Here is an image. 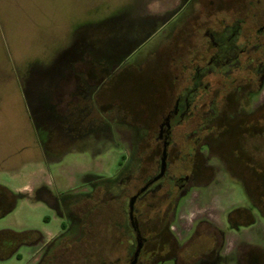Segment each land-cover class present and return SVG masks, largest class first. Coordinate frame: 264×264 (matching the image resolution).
<instances>
[{"label": "flooded vegetation", "instance_id": "obj_1", "mask_svg": "<svg viewBox=\"0 0 264 264\" xmlns=\"http://www.w3.org/2000/svg\"><path fill=\"white\" fill-rule=\"evenodd\" d=\"M152 2L135 0L117 11L115 49L104 47L114 17L89 23L101 34H87L90 39L79 43L77 57L63 59L50 98L41 100L42 123L35 117L37 128L49 136L43 147L90 135L98 141H123L126 150L117 172L112 177L86 175L85 189H34V197L60 220V230L51 238L24 231L11 243L10 254L28 247L32 259L38 253L32 264H45L49 258L55 261L60 247L88 242L98 249H89L86 257L105 259L108 242L115 239L129 244L124 264L131 263L138 248L134 264H252L253 249L255 264H263L258 253L263 245L238 239L231 249L226 246L230 234L252 227L257 216L264 220V3L261 11L251 12L250 4L263 1L244 0L246 11L236 5L232 14L220 17L231 0H178L163 14L150 11ZM193 16L195 25H188ZM155 39L140 57V49ZM72 45L64 49L74 51ZM166 64L177 72L165 77L167 82L160 78L169 71H161ZM143 73L148 74L145 105L139 103V90L134 94ZM152 130L155 136L149 141L145 137ZM220 171L222 186L216 181ZM227 179L242 188L249 205L234 207L221 221L207 214L178 233L191 192L204 196L214 185L223 188ZM82 201L90 206L82 208ZM112 203H119L124 221L108 226L103 206ZM94 216L103 225L99 236H92ZM200 239L206 247L197 252ZM189 251L194 255L185 258Z\"/></svg>", "mask_w": 264, "mask_h": 264}, {"label": "rangeland", "instance_id": "obj_2", "mask_svg": "<svg viewBox=\"0 0 264 264\" xmlns=\"http://www.w3.org/2000/svg\"><path fill=\"white\" fill-rule=\"evenodd\" d=\"M262 1L259 4H250V10L247 8V11H261L264 0ZM134 2L135 0H0V184L17 193H25L23 197H17L16 206L11 212L0 215V232L11 230L17 233L37 230L51 238L60 230V220L56 218L50 207L34 197L33 190L41 185L60 191L69 188L85 189L83 184L86 175L112 177L117 172L126 150L123 141L105 138L98 141L90 135L70 144L54 143L49 147H43V141L49 136L46 137L42 126L39 127L40 129L37 128L35 117L40 124L42 121L40 113L44 112L41 110V100L50 98L48 91L54 90L55 83L59 80L57 73L61 74V70H64L66 60L63 59L77 57L80 53L79 43H83L87 38L90 39L88 36L90 33L96 36L101 34L100 28L90 27V24L97 20H105L107 17H114L106 28L104 47L115 49L116 28L120 27L119 20H116L117 11L121 7L134 5ZM177 2L178 0H153L150 11L163 14ZM243 3L244 0H231L220 17L232 14L234 11L232 9L236 5L238 11H246ZM194 16L188 25H195ZM120 21L123 23L122 20ZM182 28H184L183 25L179 26V29ZM110 29L115 37L109 33ZM126 29L127 26L124 25L121 32L125 34ZM147 34V29L143 30L140 33L141 40ZM162 36L160 33L158 38ZM153 41L156 39L140 49V57L148 53ZM71 42L72 46H75L74 51L68 48L65 50L64 48ZM96 54L99 58V50ZM65 69L68 70V67ZM168 69L169 66L166 64L161 71L166 72ZM176 73V68L174 69L173 66L167 74L158 72L156 75L160 74V78L167 82L165 77L170 75L173 78ZM147 75L143 73V77H139V86L134 90V94L139 90V103L143 105L147 103V83L145 82ZM111 76L115 78L116 73ZM47 81H49L48 85ZM163 81L158 85H162ZM129 84L131 87V83ZM48 108L51 109L49 106ZM153 108L155 110V107ZM34 111L39 117L33 115ZM154 133L152 130L151 135L144 136L145 139L153 140ZM125 134L128 137V134ZM51 138H54L53 142H55V134ZM216 181L219 182L218 185H223L221 171ZM216 188L217 185H214L211 188L212 191L210 190L204 196H198L196 190L191 192L180 212L181 226L179 225L177 229L178 233L182 227L188 229L198 218L207 214L213 220L221 221V216L225 219L234 207L249 205L242 188L229 179L225 180L223 188L215 190ZM118 204L103 206V210H106L108 215V226L124 221L120 208H117ZM88 206H90L89 203L86 205L82 201V208ZM80 212L83 213V210L81 209ZM93 220L96 232H93L92 236H99V229L103 225L98 216H94ZM244 230L235 234L234 237L230 234L227 249H231L238 239L251 240L253 243L264 246L263 219L257 216L256 224ZM186 232L187 230L182 231L181 235ZM0 240L5 239L0 237ZM195 240L193 246L198 243ZM10 247L11 243L10 246L0 247V264H32L38 257L37 253L32 259L31 249L24 246L10 254ZM93 247L94 245L91 246L88 242L60 247L56 252L55 261L49 258L45 264H124L129 244L124 241L123 245H120L119 241L110 240L108 256L105 259L86 257L89 249L92 251L98 249ZM205 247L206 241L200 239L195 250L198 252ZM117 255L121 256V259H116ZM193 255L189 251L185 252L184 257L190 258Z\"/></svg>", "mask_w": 264, "mask_h": 264}, {"label": "trees", "instance_id": "obj_3", "mask_svg": "<svg viewBox=\"0 0 264 264\" xmlns=\"http://www.w3.org/2000/svg\"><path fill=\"white\" fill-rule=\"evenodd\" d=\"M20 194L9 189L8 187L0 184V215H5L9 212H11L15 206H16V199L19 197ZM25 234V232H14L11 230H5L0 232V237H4L5 240H0L1 246H9L10 243H13L14 241L19 240V238ZM6 241V242H5ZM0 246V247H1ZM255 249H253V252L251 255H253L252 258V264H255L257 262V255L254 253ZM259 254L262 256V262L264 264V248H261L258 251ZM255 255V256H254Z\"/></svg>", "mask_w": 264, "mask_h": 264}, {"label": "water", "instance_id": "obj_4", "mask_svg": "<svg viewBox=\"0 0 264 264\" xmlns=\"http://www.w3.org/2000/svg\"><path fill=\"white\" fill-rule=\"evenodd\" d=\"M131 204H132V200H131ZM132 206V205H131ZM132 209V208H131ZM139 248L137 249V251H136V253H135V255H134V258L132 259V261H131V263L130 264H134V261H135V259L137 258V256H138V254H139Z\"/></svg>", "mask_w": 264, "mask_h": 264}]
</instances>
